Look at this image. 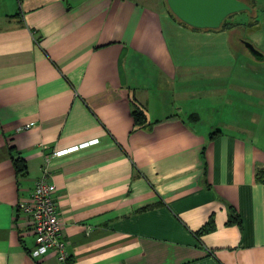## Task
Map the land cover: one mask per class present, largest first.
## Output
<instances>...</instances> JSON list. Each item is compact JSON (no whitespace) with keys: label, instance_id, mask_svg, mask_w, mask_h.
<instances>
[{"label":"crops","instance_id":"obj_1","mask_svg":"<svg viewBox=\"0 0 264 264\" xmlns=\"http://www.w3.org/2000/svg\"><path fill=\"white\" fill-rule=\"evenodd\" d=\"M170 22L164 0H0V264H61L14 214L44 156L86 142L47 165L65 264H264V128L206 91Z\"/></svg>","mask_w":264,"mask_h":264},{"label":"rangeland","instance_id":"obj_2","mask_svg":"<svg viewBox=\"0 0 264 264\" xmlns=\"http://www.w3.org/2000/svg\"><path fill=\"white\" fill-rule=\"evenodd\" d=\"M246 1L255 6L256 19L249 12L242 11L230 16L220 29H191L170 15L171 26L165 30L175 53L177 45L188 49L193 53L191 58L195 61V68L202 61L207 75L204 81L206 91L214 95L225 93L226 109L230 107L236 112L240 105L241 114L254 118L249 120L264 128V60L254 59L240 42V39L249 40L264 53V0ZM237 52L241 56H237ZM233 93L237 97L230 95ZM247 95L252 98H246Z\"/></svg>","mask_w":264,"mask_h":264},{"label":"built area","instance_id":"obj_3","mask_svg":"<svg viewBox=\"0 0 264 264\" xmlns=\"http://www.w3.org/2000/svg\"><path fill=\"white\" fill-rule=\"evenodd\" d=\"M32 123H25L17 130H27ZM90 143H82L60 151H52L44 156L43 175L38 178L29 196L17 203L14 219L20 229L33 237V247L29 256L40 259L44 255L53 254L61 264L67 262L69 242L62 235V224L58 216V206L54 197L55 185L47 180V165L50 157L69 153Z\"/></svg>","mask_w":264,"mask_h":264},{"label":"water","instance_id":"obj_4","mask_svg":"<svg viewBox=\"0 0 264 264\" xmlns=\"http://www.w3.org/2000/svg\"><path fill=\"white\" fill-rule=\"evenodd\" d=\"M175 18L192 29H218L229 15L241 11L251 12L243 0H165ZM247 52L256 60H264V53L254 44L240 39Z\"/></svg>","mask_w":264,"mask_h":264},{"label":"trees","instance_id":"obj_5","mask_svg":"<svg viewBox=\"0 0 264 264\" xmlns=\"http://www.w3.org/2000/svg\"><path fill=\"white\" fill-rule=\"evenodd\" d=\"M244 2H246L252 9V11L249 13L250 16H253V18L256 19V15H255V6L252 4H249V2H247L246 0H243ZM164 3H165V6L167 8V10L169 11L167 5H166V2L164 0ZM242 12V11H241ZM243 12H247V11H243ZM170 15L174 17V19L183 24L184 26L186 27H189L187 26L186 24H184L183 22H180L178 21L175 16L169 11ZM248 13V12H247ZM235 14V13H234ZM234 14H231L229 16H227L221 23L220 28L223 27V25L226 23L227 19L234 15ZM255 24H257V21L254 22ZM191 28V27H189ZM192 29V28H191ZM131 116L133 118V123L135 126H145L147 125V120H146V114L145 112L140 109L139 107L137 106H134L133 110H132V113H131ZM190 118L191 119H195L197 118V115L193 114V115H190ZM215 133V131L211 132V136ZM12 163H13V166H14V169L17 173H24L25 171V168H26V164H25V161L22 157H15V158H12ZM256 178L257 180L261 181V182H264V170H258L257 173H256ZM226 223H240V217L239 215L235 212V209L233 207H230L229 208V214H228V217H227V221ZM213 228V222L211 221V219L209 221H207L199 230L196 231V235H199L201 233H204L208 230H211ZM27 253L29 254V250H27Z\"/></svg>","mask_w":264,"mask_h":264}]
</instances>
